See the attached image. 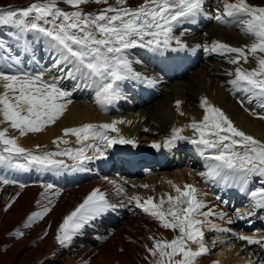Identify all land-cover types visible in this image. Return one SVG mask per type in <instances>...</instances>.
Here are the masks:
<instances>
[{
	"label": "snow or ice",
	"instance_id": "snow-or-ice-1",
	"mask_svg": "<svg viewBox=\"0 0 264 264\" xmlns=\"http://www.w3.org/2000/svg\"><path fill=\"white\" fill-rule=\"evenodd\" d=\"M61 2L68 4L73 10L64 11L59 8L58 4ZM89 3L105 4L107 7L97 13H86L80 6ZM218 3H222L223 13H217L216 21L224 25L235 24L252 42L233 47L213 41L211 46H204L205 51L225 55L228 62L234 65H239L241 60L247 63L249 57L253 58L257 66L251 70L237 66L234 79L228 83L233 90L249 94L250 100L257 98L261 102L260 107L264 108V6L250 4L247 0H218ZM204 4L205 0H143L142 4L133 8L127 5V0H115L114 4L109 3V0H36L22 9L0 8V24L13 25L21 32L37 31L47 38L54 52L52 68L66 71L69 78L79 80L85 87H94L96 103L104 108L119 98L122 81L133 79L155 83L135 71L133 60L129 58L130 50L137 47L152 51L183 50L186 45L180 37L173 34V30L187 18L201 12ZM173 41L176 48L172 47ZM15 63L19 64L20 61L16 60ZM50 70L15 74L0 71V88L3 89L0 91V124H7L18 130L20 136H25L43 131L64 114L72 103V93L62 89L58 80L45 79V72ZM79 86L80 84L77 85ZM181 103L179 100L175 102L176 110L184 115L180 110ZM200 107L204 110L203 118L199 121L193 119L184 125V128L193 130V136H185L182 134L184 128L173 126L171 138L165 141V146H171L177 140H187L196 145L202 154L210 151L208 159L214 163H210L207 173L201 175L225 186H236L245 193L251 210L242 212L237 209L235 216L238 220L247 219L251 224L250 218L257 215V210L264 212V141L236 127L206 97L200 98ZM251 114L264 119V114L255 111ZM122 123L125 121L113 120L109 123H85L79 127L65 128L64 133L74 135L76 143L82 146L42 153L20 146L15 136L8 135V128L5 127L0 129V166L20 170L35 167L41 170L82 171L86 162L93 159L86 155V149L93 148L102 157L107 148L117 143H134L120 135L117 125ZM109 132H115L119 138L109 135ZM89 139L100 140L105 147L101 148L95 143H82ZM58 142L68 144V140L63 137L53 141ZM36 147L38 149L39 145ZM152 147L159 148L160 145L153 144ZM55 156H68L73 164L68 165L62 159H54ZM254 178H259L258 186L249 189ZM16 183V180L0 175V185ZM20 187L23 188L24 185L21 184ZM52 187L51 184L46 186L47 189ZM174 187L178 195L167 197V212L161 210L165 203L163 198L159 204L153 203L152 197H148L143 203L139 196L129 198L158 220L161 227L179 232V235H174L170 240L149 237L152 244L145 245L151 257H145L149 264H197V258L208 252L202 226L210 223L209 216H219L221 219L225 216L211 208L202 211L206 204L197 199V189L194 186L185 185L183 190ZM118 191L123 192V188ZM54 194L59 195L58 192ZM10 206L11 204L6 205V209ZM113 207L103 191L93 189L64 216L57 229L56 241L62 246L68 245L85 225ZM49 211L50 208L45 205L42 211L31 213L23 227H29L31 222L43 218ZM260 219L264 220V216ZM227 222L233 221L229 218ZM211 227L228 231L219 229L215 224H211ZM11 235L20 237L23 232L16 230ZM237 239L248 245L256 244L264 248V237L239 235ZM191 245L196 246L195 250ZM213 264H219V261H213ZM246 264H255V261L249 259Z\"/></svg>",
	"mask_w": 264,
	"mask_h": 264
},
{
	"label": "bare ground",
	"instance_id": "bare-ground-1",
	"mask_svg": "<svg viewBox=\"0 0 264 264\" xmlns=\"http://www.w3.org/2000/svg\"><path fill=\"white\" fill-rule=\"evenodd\" d=\"M17 1L11 0L10 3H18ZM247 2L257 6H264V0H247ZM109 3L114 4L115 0H109ZM142 3L143 0H127V5L133 8ZM85 6L84 12L86 13H97L99 10L107 7L105 4L96 3L85 4ZM218 12L223 13L222 3H218V0H205L203 10L199 14L209 13L217 15ZM45 26L50 27V25ZM180 30H186L189 33H184L183 36V40L188 45V48L191 46L195 48L198 43L214 39L225 40L229 43L240 45L248 37L240 31V28L232 30L226 27L223 28L215 23H208L201 30L191 33L183 26L182 22L173 30V34L181 39V35L178 34ZM137 48L131 49L130 53H134ZM53 57L54 52L50 48L48 39L39 32H21L13 25L7 27L0 26V71L15 74L17 72H40L45 69H51L45 72V79L57 78L61 82L76 81L78 84H81L79 80L69 78L66 71L61 72L58 69L52 68ZM16 60H19L20 63H15ZM240 63H243L249 70L257 66L255 60L251 57L247 63L244 61H240ZM235 66L237 65L229 63L228 60L222 63L214 60H204L193 68L190 73L164 86L158 96L147 102L144 106H136L133 110H125L115 116H101L95 100V88L83 85L86 95L89 93L88 101L84 102L80 99L72 101L64 114L54 124L46 126L43 131L20 136L18 130L10 128L7 124H0V129L7 127L8 135L15 136L20 146L42 153L51 147L77 144L74 135L70 133L66 135L64 133L63 129L65 128L79 127L85 123L102 124L113 120H123L125 123L117 125L120 132L128 139H137V143L142 145V143L148 144L151 141L160 140L171 132L173 126L179 127L190 123L193 119L199 120L202 116V111L198 102L201 97L206 96L211 104L220 105L225 109L234 120L236 127L246 134L257 136L264 141V121L255 120L246 115L234 100L228 96L225 91L226 86L222 84L231 75ZM61 67L64 66L61 65ZM133 68L135 71L140 72L142 76L148 73L140 59L133 61ZM133 82V79L120 82V96L114 101L117 109L123 108V100L128 95L127 86ZM0 91H3V89L0 88ZM177 100L182 102L180 110L184 115H180L176 110L175 102ZM127 121H131V123H127ZM58 137L68 140V144L53 143ZM37 145H39L38 149ZM177 154L181 156L182 152L173 153L169 158L172 157V161L176 162ZM183 161L187 163L192 162L191 158H185ZM88 164H93V160L87 161L86 167H88ZM167 172V169H165L164 175L160 176L159 180L166 178L170 180V183L194 181V177L183 170H180L178 175L172 171L171 175H169L171 177H167ZM0 175L17 181L16 184H9L10 186L0 185V198L3 201H6L10 196H14L16 199L13 204L23 202L42 207L47 205L49 208H53L46 216L44 215L45 217L40 226V229H42L47 223L51 224L50 235L47 239L50 243L44 245L43 242H40L29 254L34 259L40 262L43 261L44 264H52L53 262L56 264L73 263L77 255L76 252H78V250H75L77 247L79 250L83 248L80 251L91 255L90 264H149V260L145 259V257L151 259L150 254L145 249V245H149V239L146 237V234L169 240L174 235H179V233L177 234L178 230L173 232L171 229L161 227L158 222H150L148 219L139 221L142 219L134 218L131 215H126L119 220H111L109 212L111 213L112 211L110 210L101 217V223L98 227L94 225L91 229L89 225L90 227L85 226L80 231L76 236L78 244H72L67 249L56 247L53 244L51 245L52 234H54L56 227L63 221V217L69 211H72L96 188L103 191L108 200L113 198L111 203H116L120 200L117 197L118 190L111 184L99 180L89 169L82 170L79 174H73L71 169L41 170L33 167L28 170H20L0 166ZM152 180L155 179L152 178ZM21 184L24 185L23 188L20 187ZM49 184L53 186L51 189L46 188ZM148 186L154 189L153 183L148 184ZM170 189L174 191L175 187L170 185ZM56 192L59 195H55L54 193ZM17 193H19L18 196ZM42 193L45 194L44 201L39 198ZM244 196L247 198L246 194ZM142 197L145 196L141 195ZM56 199L55 205L54 200ZM160 199L161 196L154 198L155 201H159ZM49 200L52 202L49 203ZM37 201H39V204ZM114 205L117 207V204ZM9 209L12 212V209ZM5 222L6 220L1 218L0 227ZM115 226H117L116 232L111 234L107 241L101 244V247L99 245V247L95 246L97 238H100L105 231H113V227ZM254 234L260 236L258 232ZM136 237H141V239H137L136 241L134 240ZM127 239L130 241L127 242ZM191 246L195 250L196 246ZM97 248H100V250L95 254L97 256H94L93 252ZM48 253L50 254L49 256H47ZM72 253L74 255L71 257ZM246 253L247 250L240 245L231 244L222 252L224 257H217V260L225 263L228 259H237L238 257L236 256L238 255L243 258ZM256 255L257 253L255 252L252 256ZM213 257L214 250L208 249L207 253L197 258V264H210L209 262ZM227 264L231 263L227 262Z\"/></svg>",
	"mask_w": 264,
	"mask_h": 264
},
{
	"label": "rangeland",
	"instance_id": "rangeland-1",
	"mask_svg": "<svg viewBox=\"0 0 264 264\" xmlns=\"http://www.w3.org/2000/svg\"><path fill=\"white\" fill-rule=\"evenodd\" d=\"M10 1L11 0H0V8L8 9V8H10V5H11V6H14L11 9L16 10V9H19L17 7V5H20V8H26L29 6V4L36 2V0H29V1H23V0L19 1L18 0L17 1L18 3H10ZM58 7L63 9L64 11H72L73 10V8L71 6H69L68 4L62 3V2L58 4ZM80 7L83 11H85V9H86L85 5H81ZM7 26H12V25H4L3 27H7ZM56 157H62V156H56ZM168 174L170 175V173H168ZM169 175L167 177H171ZM159 177L160 176L151 177L150 179L145 181V182H149L148 184L153 183L154 189L150 188V190H149L154 195L153 198L159 197L162 192L167 190V188L169 189V191H172V189H170V186L167 187V184H166V182L167 181L170 182V180L169 179L168 180H165V179L159 180ZM152 178L155 180H152ZM8 186H10V185L8 184ZM140 191L145 192L146 190L143 189L142 187H140ZM0 192H1V190H0ZM13 197L14 196H10L6 201L5 200L3 201L0 198V220H1V218L6 220V222L3 224V226L0 227V264H44L43 261L40 262L37 259H34L29 254L38 246V244L40 242H43L44 245H48V243H50L47 239L49 238V235H50V229H51L50 225L51 224L47 223V225H45L44 228L40 229V226L42 224V220L44 219V217L47 214H45V216H43V218L36 219L33 222H31V225L29 227H23V224L25 223V221L27 220L29 215L33 212H36V211H42L43 207L39 206V205L36 206L34 204H27V203H23V202H20L18 204H16V203L13 204L15 201V200H13ZM57 199L54 200L55 205H56ZM109 203H111V202H109ZM8 204H11V206L7 207V209H6V205H8ZM9 208L12 209V212ZM51 209H53V208H51ZM51 209H50V211H51ZM69 212H71V211H69ZM104 214L105 213H103L102 215H100L99 217L94 219L91 224H88L86 226L87 227L91 226L90 228L92 229V227L94 226L93 222L97 221L100 224L101 223V217ZM139 221H145V220L142 219ZM60 223L56 227L54 234H52L51 245L53 244L59 248H67L68 245L62 246L55 239L56 234H57V229H58ZM37 228H39V229H37ZM16 230L23 232V236L17 237L15 235H11V233L15 232ZM45 232L47 233L46 235H45ZM258 233L260 235V232H258ZM146 237L149 239V234H146ZM106 238L107 237L104 235L101 238L102 240L101 239L100 240L103 241ZM137 239H141V237L140 238L139 237L134 238V240H136V241H137ZM106 241L101 242V244H104ZM128 241H130V240L127 239V242ZM101 244L99 245L100 247L102 246ZM151 244H152V241L149 240V246H151ZM93 247H95V246H93ZM82 249H80V250H82ZM76 250H78V252H76L77 255L74 258V262L71 264H90V262H91L90 256L91 255L87 254V252L80 251L78 248ZM99 250H100V248H97L93 252L94 256H97L95 254H97V252ZM49 255L50 254L48 253L47 256H49ZM72 255H74V253L71 254V257H72ZM46 264H50V263H46ZM52 264H56V263L53 262Z\"/></svg>",
	"mask_w": 264,
	"mask_h": 264
}]
</instances>
